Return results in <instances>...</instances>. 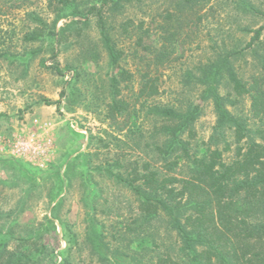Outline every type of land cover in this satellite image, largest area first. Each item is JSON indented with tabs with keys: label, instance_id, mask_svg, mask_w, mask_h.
I'll return each instance as SVG.
<instances>
[{
	"label": "rangeland",
	"instance_id": "rangeland-1",
	"mask_svg": "<svg viewBox=\"0 0 264 264\" xmlns=\"http://www.w3.org/2000/svg\"><path fill=\"white\" fill-rule=\"evenodd\" d=\"M72 1L78 15L56 21L48 0H0V226L13 234L9 250L18 248L17 236L42 233L35 238L46 251L41 264H160L167 256L192 264L169 216L144 222L138 199L118 176L166 171L155 150L166 138L148 114L153 106L179 114L201 106L180 135L190 154L210 146L224 151L228 164L240 149L264 143L251 96L237 95L230 80L232 73L264 89V32L244 49L264 26V0H116L118 6L105 7L102 0ZM100 8L121 52L118 65L102 43ZM166 50L171 55L157 65L156 54ZM232 52L239 53L224 66L218 94L244 127L240 141L235 127L217 131L214 100H203L207 86L196 82L201 73L185 84L187 71ZM120 71L130 80L118 99L131 110L113 118L111 79ZM147 75L157 79L160 95L139 100ZM9 140L34 149L20 156ZM181 155L178 149L170 162ZM175 173L190 176L185 160Z\"/></svg>",
	"mask_w": 264,
	"mask_h": 264
},
{
	"label": "trees",
	"instance_id": "trees-1",
	"mask_svg": "<svg viewBox=\"0 0 264 264\" xmlns=\"http://www.w3.org/2000/svg\"><path fill=\"white\" fill-rule=\"evenodd\" d=\"M48 1L50 9L56 15V21L78 15V7L72 0ZM102 2L103 7L109 2L114 6L119 4L116 0ZM101 9L96 11L99 13L98 26L102 43L111 64L118 65L121 52L108 34ZM260 14L264 16V13ZM36 20L41 21L39 18ZM263 32L264 26L253 31L252 41L244 49L260 42ZM238 53L232 52L220 62L187 71L185 84L189 86L195 80V72L201 73L202 80L196 82L207 86L202 99L214 100L218 114L217 131L235 127L240 141L244 127L227 111L218 94L221 72L228 60ZM168 55L171 52L167 50L158 52L156 64H162V58ZM230 76L237 95L251 96V110L263 123L260 133L264 142V89L258 87L257 82L249 86L235 74L231 73ZM129 80L130 75L126 71H120L111 79L115 91V98L110 106L113 118L123 113L130 115L129 102L118 99L122 93L120 85ZM159 95L157 79L147 75L140 86L139 100L148 101ZM144 108L145 104L142 105V109ZM200 111V105L185 114H179L166 106L151 107L148 114L156 117V133L166 138L164 145H155L166 171L146 167L141 173L134 170L133 177L118 178L138 199L144 222H150L162 213L169 216L171 227L181 236L192 257V264H240L244 261L247 264H264V143L249 144L245 151L240 149L238 158L228 164L223 160L224 151L212 150L210 146H207L204 153L190 154L189 144L182 142L180 135L196 120ZM178 149L183 155L170 162ZM183 160L188 164V178H180L175 173ZM43 235L17 236L14 241L18 242V248L10 251L11 242L7 236L12 237L13 234L11 231L4 232L0 226V264H41L39 257L46 251L44 247L38 249L35 238L41 240ZM159 263L177 264L170 256L160 259Z\"/></svg>",
	"mask_w": 264,
	"mask_h": 264
},
{
	"label": "built area",
	"instance_id": "built-area-1",
	"mask_svg": "<svg viewBox=\"0 0 264 264\" xmlns=\"http://www.w3.org/2000/svg\"><path fill=\"white\" fill-rule=\"evenodd\" d=\"M8 145H10L15 154H18L20 156L24 155L26 151L34 149L30 144H28V142L26 143L21 140H16L14 141V143H12V140H9Z\"/></svg>",
	"mask_w": 264,
	"mask_h": 264
}]
</instances>
